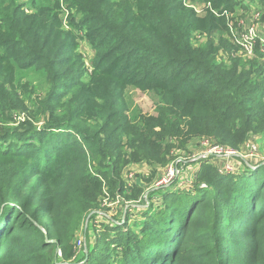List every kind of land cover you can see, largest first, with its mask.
<instances>
[{
  "label": "trees",
  "instance_id": "trees-1",
  "mask_svg": "<svg viewBox=\"0 0 264 264\" xmlns=\"http://www.w3.org/2000/svg\"><path fill=\"white\" fill-rule=\"evenodd\" d=\"M250 3L264 12V0H0V264L73 261L104 183L123 193L144 161L157 180L175 139L264 148V37L249 59L233 36ZM187 187L134 228L102 223L114 235L81 264H264V165L204 163Z\"/></svg>",
  "mask_w": 264,
  "mask_h": 264
},
{
  "label": "rangeland",
  "instance_id": "rangeland-1",
  "mask_svg": "<svg viewBox=\"0 0 264 264\" xmlns=\"http://www.w3.org/2000/svg\"><path fill=\"white\" fill-rule=\"evenodd\" d=\"M256 13H258L257 11L253 13V16H256ZM261 16H264L263 14L260 15V17L258 18L253 17L252 20V25L255 24L256 22H258V20H261ZM236 18V17H235ZM235 20V19H234ZM236 24V28H238V24L237 21H235ZM248 24H250V20L248 22ZM233 26V24H231ZM216 37L219 38V35H217ZM193 39L194 42L196 43V45H200V36L198 32H195L193 34ZM203 41V40H202ZM81 52L85 55L86 61L89 62V60L93 57L94 52L92 51V49L88 46V44H82L81 46ZM239 54V53H238ZM244 57L246 58H251L249 56H246L244 54H242ZM248 60V59H247ZM30 80L32 81H36L37 78L35 76H32L30 78ZM133 100H134V104L136 105V107H138L139 109H142L143 113H150L155 110V106H154V100H152L151 98L141 94V93H137L134 92L131 94ZM21 117V116H20ZM209 138H205V137H196V138H192L188 143H186L183 145L182 142H180V140L175 139L174 141L170 142L171 145V149H170V155H168L167 157V162L166 165H162L160 167H158V172L160 171L161 173L166 172L167 167H169L170 165H172V163L177 160V159H184V160H190L192 156L197 155V154H204V153H209V150L206 148L209 147L208 144L204 145V143L209 142ZM254 144L257 149H258V154L257 157L255 158H259L261 160H264V148L262 145V142L260 140L257 139H250L247 140L246 142H244V144L242 143V145L239 146V148L237 149H233L227 145H216L219 146L220 148L226 149L227 151H236V152H245L248 149L249 145ZM185 146V147H184ZM221 154V152L218 151H213L211 154L208 155L209 158H207L205 163H211L214 162L215 160V166L218 169H223L225 170V168H228V166L230 165V163L224 160V162L219 163L221 156L219 155ZM226 154V153H224ZM224 154H222V156H224ZM259 159H257L258 161H260ZM254 158H252L253 162ZM202 162H196V163H192V164H200ZM218 163V164H217ZM191 167L192 165L189 164V166H180V172L182 171V175H181V182L183 181V184L185 186H187L188 184L192 183L194 181V178H197L198 174L196 175V177H193V175L191 176V178L189 179L190 182L188 183L186 179V176H188V174L191 172ZM238 168V166H237ZM170 169V168H169ZM168 169V171H169ZM154 170L153 167L149 166L146 161H144V163H138L136 165H132L129 166L128 168L125 169V171L123 172L122 176H121V180L123 183V193L120 192H116L117 190V186H109L106 185L104 183V191L103 194L101 195V208L99 212H101V214L104 215H110L111 216V222L109 223V225L112 226V228H116V227H123V226H129L130 228H134L136 223H138L139 221H141L144 217V214L150 210H159L162 208V204L163 201L165 199V196H168V193L170 192V190L175 188H178L179 183L177 185L172 184L171 186L167 187V189H164L163 191H158L156 192H152V191H147L148 189H150L155 182L158 181L154 179V172L152 171ZM244 171L246 169H243ZM167 171V172H168ZM194 171V170H193ZM192 171V172H193ZM248 172H250L248 170ZM239 171H236L234 175H239L242 176L243 174H245V172L239 173ZM133 174V179H131V175ZM137 176L139 177V179L141 180L140 184H143L144 187V192L139 196L138 200H129L128 196L131 195L132 191L134 190L135 186L138 184V180ZM141 176V178H140ZM174 185V186H173ZM138 186V185H137ZM180 188V186H179ZM184 188V187H183ZM187 189L189 190V188H186L185 190L187 191ZM147 194V195H146ZM143 195H145V198H147L149 200V205H146L145 199L142 201V197ZM142 201V202H141ZM147 207V208H146ZM153 207V208H152ZM123 210H126V216H128V219L125 220L123 223H120L119 225H114L113 224V220H118L120 216L124 215V213L122 212ZM131 214V215H130ZM130 215V218H129ZM99 213L97 214H93L92 216H90L89 218H87L85 220V222L82 224L81 229L78 231L77 233V238L75 240V244H76V253H74V257L71 258V260L73 261H69L68 263L63 262V257L61 252L58 253L59 256V263L58 264H81L82 262H84V258H88V255L90 253V251H92V249H94L95 244L98 242L99 238H103L105 239V236L102 234L103 232H107L106 233V237L108 238V240H110L109 238H111V234L112 236L114 235L112 229L110 230V228L107 230L106 227L101 223V220H98L97 218H99ZM103 218L105 216H102ZM92 218V220H91ZM110 218V217H109ZM91 224H94L93 226H91ZM91 226V227H90ZM95 226V227H94ZM94 227V228H93ZM116 230V229H113ZM116 232V231H115ZM117 234V232L115 233ZM112 247H116L115 245H112ZM116 249V248H115Z\"/></svg>",
  "mask_w": 264,
  "mask_h": 264
},
{
  "label": "built area",
  "instance_id": "built-area-1",
  "mask_svg": "<svg viewBox=\"0 0 264 264\" xmlns=\"http://www.w3.org/2000/svg\"><path fill=\"white\" fill-rule=\"evenodd\" d=\"M260 14L261 13L258 12V13H256V16L259 18ZM256 16H253V17H256ZM256 23L253 25L246 26L244 31H242V32L238 31L235 28L234 29L232 28L233 29V36L235 38L236 43L241 46L243 54L246 56H249V57L253 56L252 54L254 51L256 40H257L258 36H260L258 28L256 26ZM230 27H233V26L231 25ZM261 41L263 43L262 50L264 51V38H262ZM206 144H208V142L204 143V145H206ZM208 146L209 147H207L206 150L208 149L209 153L194 155L191 157V159L189 161L184 160V159L175 160L172 163V165L167 167L166 172H164L158 178V181L155 182V184L150 189H148L147 191L150 190L152 192H155V194H156V192L163 191L164 189H167V187L171 186L172 184L177 185L178 183H179L180 187H185V185L183 184V181L181 182V180H180L181 175H182V171L181 172L179 171L180 166L181 167L182 166H189V164L192 165V163H196V162H206L207 158H209L208 155L211 154L213 151L221 152V154H219V155L223 159H220L219 163L224 162V160L227 161V163L228 162L230 163L228 168H225V170L218 169V172L221 175L235 174L236 171H239V173H242V172L247 173L248 170L249 171L256 170L259 167V164L264 165V160H261L259 158H255V157H257L256 154H258V149L254 144L249 145L247 151H245V152L242 151L239 153L236 151H227L226 149L220 148L219 146H211L210 144H208ZM224 153H226V154H224ZM222 154H224V156H222ZM252 158H254L256 160L251 162ZM257 159H259L260 161H258ZM253 164H256V165L254 166ZM237 166H238V168H237ZM168 169H169V171H168ZM243 169H246V170L244 171ZM130 175H131V179H133V174H130ZM195 181H196V178H194V181L192 183H194ZM144 199H145V202H143V203H146V205H149V200L147 198H145V195H143L142 201ZM99 211L100 210L94 212L93 214L99 213L100 217L97 219L101 220L102 221L101 223L109 224L111 222L110 221L111 216L109 214L108 215L101 214V212H99ZM122 212L124 213V215L120 216L118 220L112 221L115 226L119 225L120 223H123L125 220L128 219V216H126L127 211L123 210ZM93 214H91L90 216H92ZM130 215H129V218H130ZM102 216H105V217L103 218Z\"/></svg>",
  "mask_w": 264,
  "mask_h": 264
},
{
  "label": "crops",
  "instance_id": "crops-1",
  "mask_svg": "<svg viewBox=\"0 0 264 264\" xmlns=\"http://www.w3.org/2000/svg\"><path fill=\"white\" fill-rule=\"evenodd\" d=\"M248 7H249V9H248V11H244V10H241V11H238V14H237V16H236V18H240L239 20H243V21H245V22H249V20H250V23H251V17H252V15H253V13L254 12H256V11H259V10H261V8L259 7V6H257V4H248ZM261 12V11H260ZM264 12H262V14H263ZM256 26H257V28H258V31H259V33H261V35H262V37H264V25H263V23H259V22H257L256 23ZM205 162H202V163H200V164H192V167H191V172L188 174V176H186V179H188L187 180V182L189 181L190 182V178H191V176L193 175V177H196V175L199 173V171L201 170V168H202V165L204 164ZM211 164L212 165H216L215 164V161L214 162H211ZM218 164V163H217ZM194 170V171H193ZM193 171V172H192ZM188 182V183H189ZM191 184V183H190ZM190 184H188L187 186H189ZM187 186H185L183 189H185V188H188ZM181 189V187L179 188V186H178V188H175V190L176 191H178V190H180ZM174 190V189H173Z\"/></svg>",
  "mask_w": 264,
  "mask_h": 264
},
{
  "label": "water",
  "instance_id": "water-1",
  "mask_svg": "<svg viewBox=\"0 0 264 264\" xmlns=\"http://www.w3.org/2000/svg\"><path fill=\"white\" fill-rule=\"evenodd\" d=\"M253 165L255 166L256 164H253ZM260 165H261V164H259V167H260Z\"/></svg>",
  "mask_w": 264,
  "mask_h": 264
}]
</instances>
